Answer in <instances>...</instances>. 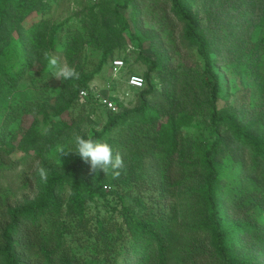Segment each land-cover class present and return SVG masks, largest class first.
<instances>
[{"label": "trees", "instance_id": "16d2710c", "mask_svg": "<svg viewBox=\"0 0 264 264\" xmlns=\"http://www.w3.org/2000/svg\"><path fill=\"white\" fill-rule=\"evenodd\" d=\"M51 2L0 0V181L26 165L33 188L0 185V264H264V0H81L77 21L28 23ZM130 45L144 86L87 130L97 99L80 91ZM44 51L79 78L52 87ZM25 79L46 99L19 112L8 98ZM77 134L121 153L118 179L72 153L48 163Z\"/></svg>", "mask_w": 264, "mask_h": 264}, {"label": "rangeland", "instance_id": "374dc122", "mask_svg": "<svg viewBox=\"0 0 264 264\" xmlns=\"http://www.w3.org/2000/svg\"><path fill=\"white\" fill-rule=\"evenodd\" d=\"M51 10H49L47 13L42 14L40 12H34L29 16L28 23H30L33 20H38L41 17H49L54 23H61L69 21V23H72L73 20L77 21V19H73L76 12L81 10L83 8V4L81 3V0H51ZM84 5L86 3H91L93 1L98 0H84ZM264 29H259L258 35H263ZM89 56V67L93 68L95 64L97 63L99 59V54L93 51L88 52ZM144 54L148 57H155V53L153 49H147ZM116 57H123L126 61V74L122 75V77H126L129 74H139L143 76V72L146 70V64L143 62V60L138 58V50L135 49L134 46L130 45L125 49H121L120 51L116 52ZM115 57V58H116ZM114 59V58H113ZM110 59L109 62L104 66V68L96 75L95 79L90 84L89 89H91L92 93L94 94V90H98V92L102 93H108L110 94V91L115 89V99L117 101V105L120 108L119 103H124L127 106L134 105L135 97L137 90L141 89H131L130 95L127 97H123L122 95H118L119 91L126 88V83L124 81H121V79L117 80L114 79L112 76V68L111 63L112 60ZM61 62L65 63L62 59H60ZM222 72L226 74V76L231 80L232 85V92H234L231 96H229L231 101L237 100V90L240 88V84L238 80L235 78V75L232 73L231 67L227 66L224 67ZM144 78V77H143ZM114 79V80H113ZM49 84L52 87H58L59 80L53 78L52 76L48 77ZM96 90V91H97ZM127 90V89H126ZM96 97V93L94 94ZM120 98L123 100L121 101ZM46 99V95L44 94L42 97L40 96V92L35 89V87L32 85L31 81L29 79H25L20 83V86L16 91L11 95V97L8 98L9 105L13 106L16 111H23L25 108L30 107L31 105L36 104L37 102H42ZM48 109L50 113H52L54 110L50 108V106L54 105L55 103V96L49 97L48 99ZM121 101V102H120ZM5 104L7 102L5 101ZM109 110L102 104L96 100V106L88 108V111H90L91 121L85 123V128L87 130H91L94 127H100L104 119L107 117V114L105 112ZM40 128L45 129L49 123L48 121L43 119L42 114H40ZM50 121V120H49ZM200 125H203L202 122H200ZM198 127H188L186 128V132H194L198 131ZM63 147L66 151V147L62 143L55 144L54 148L52 149L50 155H49V161L48 163H60L65 164L69 160V154L62 157L61 153L58 151V148ZM15 157L19 156V152H15L13 154ZM37 165L44 168V166L37 162V164L32 165L30 168V173L34 174L37 172L36 167ZM27 166L22 165L18 168V170H8L5 171L4 177L0 181V185L2 187H11L14 192L18 195V197H21L23 195H26L28 193H31L33 188L29 184H27L24 181V171L26 170ZM100 205H102L100 203ZM99 205V206H100Z\"/></svg>", "mask_w": 264, "mask_h": 264}, {"label": "clouds", "instance_id": "9594fccd", "mask_svg": "<svg viewBox=\"0 0 264 264\" xmlns=\"http://www.w3.org/2000/svg\"><path fill=\"white\" fill-rule=\"evenodd\" d=\"M43 57L46 60V67L50 75L59 80H73L79 78V73L75 68L61 62L60 58L44 51ZM48 129H45V133ZM62 157L72 153L79 157L81 161L89 165V173L98 175L101 172L104 176L111 175L118 179L121 175V169L124 167V160L119 151L114 150L113 146L106 139L96 138L91 135L84 137L81 135L74 136L73 148L65 150L63 147L58 148ZM36 170L41 181L47 182V171L37 165Z\"/></svg>", "mask_w": 264, "mask_h": 264}, {"label": "built area", "instance_id": "2783aa9c", "mask_svg": "<svg viewBox=\"0 0 264 264\" xmlns=\"http://www.w3.org/2000/svg\"><path fill=\"white\" fill-rule=\"evenodd\" d=\"M111 68H112V76L114 79H121V81H124L126 83V88L122 89L119 91L118 95H122L124 98L130 95L131 89H139L144 86L145 80L143 76L139 74H129L126 77H122V75L126 74V61L123 57H116L112 60L111 63ZM113 79V80H114ZM127 89V90H126ZM97 90V89H96ZM94 90V94L96 93V99L100 104L105 106L107 109L113 110V111H118L120 108L117 105V101L115 99V89L110 91V94L105 93V92H98ZM91 91V89H82L80 91V102H84L87 97L90 95H94ZM95 96V95H94ZM122 101L123 99L120 98ZM120 101V102H121ZM126 105V104H125Z\"/></svg>", "mask_w": 264, "mask_h": 264}]
</instances>
